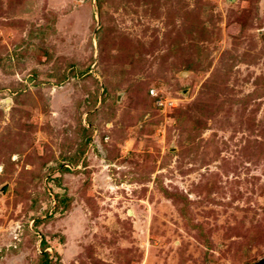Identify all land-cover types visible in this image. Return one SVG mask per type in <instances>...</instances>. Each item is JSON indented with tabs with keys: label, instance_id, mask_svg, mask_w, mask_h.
<instances>
[{
	"label": "rangeland",
	"instance_id": "rangeland-1",
	"mask_svg": "<svg viewBox=\"0 0 264 264\" xmlns=\"http://www.w3.org/2000/svg\"><path fill=\"white\" fill-rule=\"evenodd\" d=\"M263 257L264 0H0V264Z\"/></svg>",
	"mask_w": 264,
	"mask_h": 264
},
{
	"label": "water",
	"instance_id": "water-1",
	"mask_svg": "<svg viewBox=\"0 0 264 264\" xmlns=\"http://www.w3.org/2000/svg\"><path fill=\"white\" fill-rule=\"evenodd\" d=\"M252 264H264V257L259 259L258 261L252 263Z\"/></svg>",
	"mask_w": 264,
	"mask_h": 264
},
{
	"label": "clouds",
	"instance_id": "clouds-1",
	"mask_svg": "<svg viewBox=\"0 0 264 264\" xmlns=\"http://www.w3.org/2000/svg\"><path fill=\"white\" fill-rule=\"evenodd\" d=\"M70 251H75V249H74V248H72V249H70Z\"/></svg>",
	"mask_w": 264,
	"mask_h": 264
},
{
	"label": "trees",
	"instance_id": "trees-1",
	"mask_svg": "<svg viewBox=\"0 0 264 264\" xmlns=\"http://www.w3.org/2000/svg\"><path fill=\"white\" fill-rule=\"evenodd\" d=\"M45 262H47V260H45Z\"/></svg>",
	"mask_w": 264,
	"mask_h": 264
}]
</instances>
